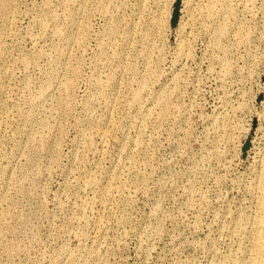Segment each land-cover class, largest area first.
<instances>
[{"label": "rangeland", "instance_id": "1", "mask_svg": "<svg viewBox=\"0 0 264 264\" xmlns=\"http://www.w3.org/2000/svg\"><path fill=\"white\" fill-rule=\"evenodd\" d=\"M175 3L0 8V264L237 252L264 145V0H180L172 27Z\"/></svg>", "mask_w": 264, "mask_h": 264}, {"label": "bare ground", "instance_id": "2", "mask_svg": "<svg viewBox=\"0 0 264 264\" xmlns=\"http://www.w3.org/2000/svg\"><path fill=\"white\" fill-rule=\"evenodd\" d=\"M6 4L7 0H0V8ZM257 167L256 176L248 186L253 200L252 215L240 224L238 232L242 238L240 242L238 240L239 248H236L237 252L233 256L226 258V264H264V145L259 153Z\"/></svg>", "mask_w": 264, "mask_h": 264}, {"label": "water", "instance_id": "3", "mask_svg": "<svg viewBox=\"0 0 264 264\" xmlns=\"http://www.w3.org/2000/svg\"><path fill=\"white\" fill-rule=\"evenodd\" d=\"M179 3H180V0H176V3L174 5V9L172 12V17H171V26L172 27H175V25L177 24L178 13H179Z\"/></svg>", "mask_w": 264, "mask_h": 264}]
</instances>
